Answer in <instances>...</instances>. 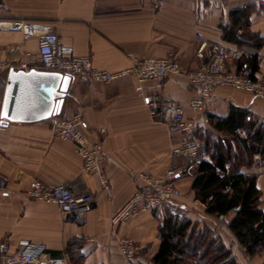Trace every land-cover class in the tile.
Masks as SVG:
<instances>
[{"label":"crops","instance_id":"1","mask_svg":"<svg viewBox=\"0 0 264 264\" xmlns=\"http://www.w3.org/2000/svg\"><path fill=\"white\" fill-rule=\"evenodd\" d=\"M243 7L248 8L249 21L240 30L245 31L243 41L227 42L222 27L231 24L232 10ZM14 21L50 26L62 44L88 57L94 68L108 72L127 68L133 56L162 57L168 51L175 53L182 71L197 70L208 61L207 49L203 57L197 55L195 35L199 34L208 43L238 48L243 61L256 54L254 77L264 81V43L256 49L251 41L255 35L264 40V9L255 0H0V22ZM0 61L37 63L36 40H24L20 33L0 28ZM7 76L6 72L0 75V107ZM193 96L188 80L178 75L144 83L126 76L105 85L71 77L56 116L80 114L86 140L102 144L107 190L95 175L81 172L76 146L54 136L52 117L0 127V242L7 238L10 251L20 239L44 243L49 257L66 253V264H119L116 239L127 237L139 247L140 264H156L153 258L161 243L158 224L171 214L188 219L196 229L209 230L229 250L233 264H264V249L246 254L217 216L205 213L190 189L193 178L177 179L181 195L160 208L111 225V217L138 187L134 173L161 176L170 165L171 148L184 138L170 135L152 118L145 106L147 98L157 97L160 107L179 104L202 145L207 139L209 143L231 140L204 122V118H226L231 110L241 116L240 128L254 132L261 127L264 135V97L216 87L205 101L204 112L194 114L188 107ZM236 147L231 141L230 149ZM239 172L256 176L258 208L264 214V153L254 152L251 164L241 166ZM32 180L68 184L77 193H90L93 203L84 222L77 224L54 204L31 199L26 192Z\"/></svg>","mask_w":264,"mask_h":264},{"label":"built area","instance_id":"2","mask_svg":"<svg viewBox=\"0 0 264 264\" xmlns=\"http://www.w3.org/2000/svg\"><path fill=\"white\" fill-rule=\"evenodd\" d=\"M264 9V0H255ZM0 28L20 33L24 40L34 38L37 45V63L28 66L26 63L12 65L8 61H0V75L11 70L30 69L57 72L74 77L80 81L97 84H110L120 78L131 76L138 83L147 81L162 82L167 77L178 75L185 77L194 90V96L188 101V107L194 114L204 112V104L216 87H229L257 97H264V81L255 79L254 73L242 53L236 47H228L219 43H208L201 35L195 37L199 41L198 57H203L207 49L208 61L194 71H182L173 51L162 57H135L125 69L108 72L94 68L86 56H78L71 46L64 45L57 34L48 25L31 22L14 21L7 24L0 22ZM240 33V31H238ZM28 55V54H26ZM145 106L152 116L158 119L170 135L184 138L170 151V165L161 176H152L143 172L134 173L138 181L129 199L114 213L110 222L113 227L122 221L132 219L140 213L160 208L165 202L179 197L176 186L179 178H194L197 168L203 162L212 163L209 154L200 153L199 143L191 138L194 124L185 118L182 107L175 103H164L160 107L157 97L147 98ZM208 119L204 118V122ZM83 121L80 114L63 118L52 117L51 130L54 136L68 140L76 146L81 160V172L95 175L101 187L108 189V180L102 173L101 165L106 158L101 143H89L81 127ZM2 127V126H0ZM234 133L240 139L249 136L245 128H236ZM258 159V154L254 155ZM219 179L229 176L231 163L225 160L222 165L212 164ZM229 188L227 187L225 191ZM26 194L34 200L54 204L60 213L71 218L75 223L82 224L86 213L92 206L90 193H77L68 184L52 185L32 180ZM233 213L217 216L218 222L228 228L229 217ZM119 264H140L138 261L139 247L127 237L116 239ZM44 243L30 242L20 239L13 251H10L7 238L0 242V264H66L68 255L49 257Z\"/></svg>","mask_w":264,"mask_h":264},{"label":"trees","instance_id":"3","mask_svg":"<svg viewBox=\"0 0 264 264\" xmlns=\"http://www.w3.org/2000/svg\"><path fill=\"white\" fill-rule=\"evenodd\" d=\"M231 24L222 27L223 39L227 42L241 44L248 26V8L232 10L229 14ZM240 34H237V31ZM252 36V35H250ZM253 47L260 48L264 40L256 35L251 38ZM251 72L257 69V56L253 54L246 60ZM241 116L234 110L226 118L210 117L212 128L225 132L231 140H218L202 145L192 134L191 138L199 143L200 153L209 154L212 163L203 162L197 168L190 189L194 198L205 206V213L212 216L226 215L229 218L228 229L236 238L245 253L252 256L264 249V214L258 208L260 192L255 186V175H243L241 166L251 164L254 152L264 153V135L261 127L249 133L247 139H240L235 133L240 128ZM231 141L237 146L234 151ZM225 160L231 163L230 173L226 179H219L212 164L222 165ZM229 188L227 191L226 188ZM160 248L153 260L156 264H233L230 252L209 230L196 229V226L184 218L166 215L158 224Z\"/></svg>","mask_w":264,"mask_h":264},{"label":"water","instance_id":"4","mask_svg":"<svg viewBox=\"0 0 264 264\" xmlns=\"http://www.w3.org/2000/svg\"><path fill=\"white\" fill-rule=\"evenodd\" d=\"M70 79L68 75L35 69L9 71L0 107V126L34 123L58 115Z\"/></svg>","mask_w":264,"mask_h":264}]
</instances>
